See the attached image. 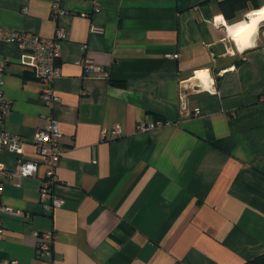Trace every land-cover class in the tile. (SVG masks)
I'll use <instances>...</instances> for the list:
<instances>
[{
  "label": "crops",
  "instance_id": "crops-1",
  "mask_svg": "<svg viewBox=\"0 0 264 264\" xmlns=\"http://www.w3.org/2000/svg\"><path fill=\"white\" fill-rule=\"evenodd\" d=\"M220 1L0 0V27L54 39L61 26L66 34L53 107L39 98L32 54L0 42L11 102L3 127L20 136V158L36 162L34 135L49 117L57 121L54 191L65 200L43 210L42 164L35 176L4 178L1 202L20 214L2 215L0 259L242 264L264 254V21L255 47L241 52L229 28L246 22L247 11L226 17ZM221 15L228 27L215 20ZM80 59L108 77L86 76ZM182 107L201 115L181 116ZM155 120L175 124L136 132ZM113 126L122 134L101 140ZM17 158L0 154L8 170ZM47 230L56 234L53 252L39 259L36 233Z\"/></svg>",
  "mask_w": 264,
  "mask_h": 264
},
{
  "label": "built area",
  "instance_id": "built-area-1",
  "mask_svg": "<svg viewBox=\"0 0 264 264\" xmlns=\"http://www.w3.org/2000/svg\"><path fill=\"white\" fill-rule=\"evenodd\" d=\"M98 8H95L97 11ZM25 12V9H23ZM62 14V8L58 2H54L51 15L56 18ZM101 30L92 27V32H100ZM66 38L64 29L60 26L56 29L54 39H45L37 34L8 29L0 27V42L16 45L21 51L30 52L33 57L31 64L32 72L38 80L39 98L47 107H53L60 99L53 92V82L60 76V70L57 65V60L61 58L60 43ZM169 58L178 59L176 53L168 55ZM82 64L84 74L91 77H108V73L102 67L95 65L89 59H80L77 61ZM5 62H0V154L7 152L14 154L17 158L13 170H8L4 163L0 162V194L3 191L4 178H16L18 180L25 177L35 176L38 164L45 167V175L40 180L39 186V202L46 214H51L54 210L60 208L65 203V200L58 196L54 187L58 181L57 168L62 156L61 133L58 128V123L53 117H49L45 126L39 129L33 138V143L38 154V160L21 159L20 147L22 140L18 134L10 133L3 127V122L11 111V102L5 96L4 87ZM181 102L183 100L181 97ZM200 111L196 109L192 116H189L184 107L181 108V116L199 117ZM174 122L168 120H155L150 122H141L136 126L137 133H149L163 127L174 125ZM122 131L119 126L113 128L102 129L100 132L101 140H106L110 136H120ZM3 214L19 215L20 211L14 210L5 206L0 199V241L4 238ZM39 240L35 248L37 258L43 259L52 254L53 242L56 234L53 230L37 232ZM0 264H18L13 259H0Z\"/></svg>",
  "mask_w": 264,
  "mask_h": 264
},
{
  "label": "clouds",
  "instance_id": "clouds-1",
  "mask_svg": "<svg viewBox=\"0 0 264 264\" xmlns=\"http://www.w3.org/2000/svg\"><path fill=\"white\" fill-rule=\"evenodd\" d=\"M246 16L247 22L241 21L238 25L232 26V28H229V34L236 38L243 37L246 47H255L254 37H256L258 33L260 22L264 21V6L247 13ZM215 20L219 23H223L225 27H228L222 15L215 17ZM238 48L241 52L244 50L243 47L238 46Z\"/></svg>",
  "mask_w": 264,
  "mask_h": 264
},
{
  "label": "trees",
  "instance_id": "trees-1",
  "mask_svg": "<svg viewBox=\"0 0 264 264\" xmlns=\"http://www.w3.org/2000/svg\"><path fill=\"white\" fill-rule=\"evenodd\" d=\"M253 0H222L220 1V5L222 6L226 17H231L232 13L237 10H245V11H252L257 10L260 6L253 2L251 7H248V3ZM248 9V10H247ZM242 264H264V254H261L252 260L243 262Z\"/></svg>",
  "mask_w": 264,
  "mask_h": 264
},
{
  "label": "bare ground",
  "instance_id": "bare-ground-1",
  "mask_svg": "<svg viewBox=\"0 0 264 264\" xmlns=\"http://www.w3.org/2000/svg\"><path fill=\"white\" fill-rule=\"evenodd\" d=\"M261 22H262V21H261ZM261 22H260V23H261ZM231 36H232V35H231ZM232 39H233V41H235V42L238 44L239 47L246 48V46H245V44H244V38H243V37L236 38V37L232 36ZM236 43H235V44H236Z\"/></svg>",
  "mask_w": 264,
  "mask_h": 264
},
{
  "label": "rangeland",
  "instance_id": "rangeland-1",
  "mask_svg": "<svg viewBox=\"0 0 264 264\" xmlns=\"http://www.w3.org/2000/svg\"><path fill=\"white\" fill-rule=\"evenodd\" d=\"M261 7V6H260ZM248 12V11H247ZM247 12H246V14H247ZM246 14H245V16H244V18L242 19V20H244V19H246L247 17H246ZM246 22H247V20H246Z\"/></svg>",
  "mask_w": 264,
  "mask_h": 264
}]
</instances>
